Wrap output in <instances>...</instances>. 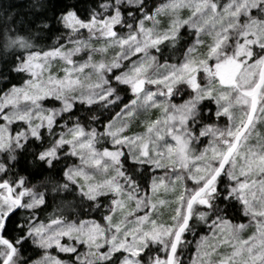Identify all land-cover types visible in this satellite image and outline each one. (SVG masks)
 Here are the masks:
<instances>
[{
    "label": "snow or ice",
    "instance_id": "1",
    "mask_svg": "<svg viewBox=\"0 0 264 264\" xmlns=\"http://www.w3.org/2000/svg\"><path fill=\"white\" fill-rule=\"evenodd\" d=\"M28 13L53 43L0 59V264H184L198 227L189 264H264V0Z\"/></svg>",
    "mask_w": 264,
    "mask_h": 264
},
{
    "label": "trees",
    "instance_id": "2",
    "mask_svg": "<svg viewBox=\"0 0 264 264\" xmlns=\"http://www.w3.org/2000/svg\"><path fill=\"white\" fill-rule=\"evenodd\" d=\"M39 2L40 0H0V59L24 56L30 50L52 45L53 40L45 38L46 29L43 27V22H38L40 26L34 24L29 27L31 17L28 9L33 8ZM230 70V67L225 66L226 73ZM48 191L51 195L52 185L48 186ZM203 234L204 232L199 227L195 239L191 233L188 234V240L192 241L190 249L194 243L196 244V239ZM187 263L188 261L184 258V264Z\"/></svg>",
    "mask_w": 264,
    "mask_h": 264
},
{
    "label": "rangeland",
    "instance_id": "3",
    "mask_svg": "<svg viewBox=\"0 0 264 264\" xmlns=\"http://www.w3.org/2000/svg\"><path fill=\"white\" fill-rule=\"evenodd\" d=\"M85 35H87V34L85 33ZM26 54H27V52H26ZM77 58H80V57H77ZM48 74H51V75H54V76H62L63 75V62H61V61H54L51 64L48 72L45 73V76H47ZM143 118H147V117H143ZM152 118H155V116L153 115ZM160 194H161V198H168V197L170 199L173 198L169 194H165L164 191H163V189H161V193ZM163 210H164L165 215H167V213L169 212V209L168 208H164ZM166 210H168V212H166ZM188 249L189 250H187L184 253V258L188 261L187 264H189L192 254L196 251V244L194 243L193 244V247L191 249L190 248H188Z\"/></svg>",
    "mask_w": 264,
    "mask_h": 264
}]
</instances>
